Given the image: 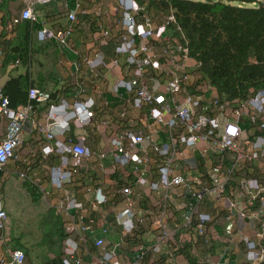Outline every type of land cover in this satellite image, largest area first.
Segmentation results:
<instances>
[{"label": "crops", "instance_id": "crops-1", "mask_svg": "<svg viewBox=\"0 0 264 264\" xmlns=\"http://www.w3.org/2000/svg\"><path fill=\"white\" fill-rule=\"evenodd\" d=\"M134 1L143 8L142 12L147 10L146 0L141 3ZM76 4L79 7L76 9L75 29L69 39V48L60 47L54 39L39 41L36 33L32 38V47L37 51L33 52L29 64H21L17 53L6 52L4 43L9 38L12 42L17 40L15 30L25 21L35 20L41 23L40 30L47 29L58 33L68 24L67 14L75 10ZM24 6L23 0H0V87L2 88L8 80V74L26 73L30 76L32 87L46 91L53 97L49 103H34L31 123L25 125L21 133V143L15 150L16 158L10 159L0 171V196L6 214L11 213L13 209L11 202L16 183L20 185L29 203L34 204L42 200L39 209L41 223L45 221V224H49L48 231L54 230L53 237L58 245V252L46 253L47 259L38 264L56 258L59 264L63 240L67 236L66 230L68 231L73 216H81L83 224L89 228V251L87 247L86 250L79 244L78 253L83 256L84 264H89L91 255L101 253L93 247L95 238L104 239L107 249H116V258L123 264L135 261L133 253L141 245L145 253L143 264H189L187 259L179 254V246H182L180 244L186 246L188 253L195 260L193 264H264V260L249 261L245 246L247 241H255L264 246V236L262 240L256 236L264 223V206L260 205L258 199L250 205L252 189H246L250 188L249 180H255L259 187L264 188V162L248 159L257 136L256 129L248 123L241 124L243 132L239 148L226 152L222 161L221 172L226 179L225 194L219 200L206 198L197 208L198 211L208 212L211 216V221L206 224L207 242L201 245L202 240L194 230V223L190 226L184 223V215L189 208L179 203V186L171 187L164 198L163 191L153 192L136 183L131 166H114L110 140L124 129L153 132L159 143L166 140L161 128L146 120L145 109L129 110L127 119L130 120L118 116L129 96L125 95L123 90L114 94L111 87L120 79L131 78L133 71V68L126 64L125 55L115 54L114 51L123 17L118 0H52L47 5L36 4L33 8V19L20 21L13 26L11 33H7L6 26L13 17L21 13ZM163 20L156 17L153 21L155 25H159ZM105 28L109 30L110 36L103 40L100 32ZM168 31L172 39H175L173 30L169 28ZM155 50H159L157 43ZM96 53L102 54L106 65L91 70L87 61L93 59ZM113 60L118 64L114 65ZM194 69L193 62L185 63L188 73H192ZM166 81L167 78L162 72H153V80L148 83V87L153 92L165 95L163 87ZM80 86L84 90L83 96L78 93ZM88 98L94 102L91 108L92 120L81 124L80 119L83 116L72 117V104L76 100L84 101ZM50 105H63L65 110L62 111V108L58 107L54 136L52 140H47L45 134L37 128L46 126L50 121L47 120L51 113ZM96 112H100V115L96 116ZM66 120L67 126L63 129ZM5 125L6 120L0 118V139L4 136ZM79 140H82L83 145L93 154L83 161V166L58 189L51 181L50 172L53 168L61 166V156L56 152L44 155L43 148L53 145L56 141L73 144ZM202 146L204 145L198 144L194 148L180 146L179 162L182 167L177 172L182 171L187 176L198 173L205 176L206 172L217 164L218 156L211 154L212 148H209L210 153L204 158L205 161L200 158L199 148ZM147 153L150 166L146 176L149 181H154L158 176L157 165L162 159L148 148ZM68 159L70 162V157ZM20 173H24L26 178H20ZM123 180L130 184L133 191L135 209L145 213L142 223L137 222V216L133 218L135 227L126 235L123 227L116 222V214L123 206L124 196L120 192ZM25 183L35 187L36 193L39 194L37 199L31 198ZM97 190L104 195L106 202L94 203ZM66 194L80 203L81 208L66 209L71 206L65 202ZM44 202L47 207H44ZM255 211H260L259 217L254 215ZM228 216L232 222L231 233L225 231ZM127 236L132 238L128 240ZM43 241H46V237L41 236L39 244L44 245ZM154 246L158 248L155 253L152 252ZM15 248L24 252L23 264H34L31 258L32 250L18 239L6 238L4 228L0 230V258L7 259V252Z\"/></svg>", "mask_w": 264, "mask_h": 264}, {"label": "built area", "instance_id": "built-area-1", "mask_svg": "<svg viewBox=\"0 0 264 264\" xmlns=\"http://www.w3.org/2000/svg\"><path fill=\"white\" fill-rule=\"evenodd\" d=\"M23 1L25 6L21 13L13 17L6 26L7 33H11L13 26L20 21L33 19V8L36 4L47 5L52 0ZM118 2L123 11V17L114 51L115 54L125 55L126 64L133 68L131 78L120 79L111 87L114 94L123 90L125 95L129 96L118 116L130 120L127 119L129 110L145 109L146 120L161 128L166 140L159 143L153 132H133L124 129L110 140V152L114 166H131L136 183L153 192L163 191L164 198L171 187L179 186V203H183L189 208L184 215V223L187 226L194 223V230L202 240V242L200 241L201 245H204L207 242L206 224L211 221V216L208 212L198 211L197 208L206 198L219 200L225 194L226 179L221 172L222 161L226 152L239 148V140L243 132L242 123L253 126L257 132L248 159L264 162V88L251 89L243 100H229L220 97L217 90L198 73L196 70L198 63L188 55L186 46L169 35V25L174 23L172 14L165 17L161 24L155 25L152 18L142 13L143 8L136 1L118 0ZM78 7L79 5L76 4L75 10L68 12V24L64 26L63 30L58 33L47 29L39 30L36 34L37 40L54 39L60 47L69 48V39L76 23ZM109 36L110 32L106 28L100 32V37L103 40ZM155 43L159 45L158 52L155 50ZM186 62H193L195 69L192 73L185 70ZM112 63L118 64L116 60H113ZM105 65L106 61L100 53H96L93 59L87 61V66L91 70ZM153 72H162L166 76L167 81L163 87L165 95L149 89L148 83L153 80ZM151 85H153L152 82ZM78 93L81 96L84 95L82 86L79 87ZM27 96L29 101L36 103H49L51 100L48 92L37 87L29 88ZM93 104L94 102L90 98L84 101H74L72 117L83 116L80 119L81 124L89 123L92 120L91 108ZM62 106L50 105L51 113L47 119L50 121L46 126L37 128L39 132L45 134L47 140L53 139L58 118L57 110ZM32 110L33 106L29 102L17 108L9 107V101L2 95L0 87V118L6 120L5 133L0 139V171L10 159L16 158L15 150L21 143V133L25 125L31 123ZM64 110L62 108V111ZM66 126L67 120L63 129ZM198 144L204 145L199 148L200 158L205 161L204 158L210 153L209 148H212L211 154L218 156L217 164L212 166L205 176H201L199 173L187 176L182 171L177 172L182 167L179 162L180 146L194 148ZM147 148L162 159L157 165L158 176L154 181H149L146 176L150 166ZM43 150L44 155L56 152L61 156V166L53 168L50 172L51 181L58 189H61L63 182L71 178L83 166V161L88 160L93 154L89 148L83 145L82 140L73 144L56 141ZM68 157H70V162ZM19 177L26 178V175L20 173ZM249 187L246 188L247 190L252 189L251 203L249 204L252 205L258 199L263 207L264 188L259 187L255 180H249ZM120 192L124 199L122 208L116 214V222L123 227L124 235H126L135 227L133 218L137 216V222L142 223L145 213L135 209L133 191L127 181H122ZM65 198L66 204L71 205L66 209L81 208V204L75 202L69 194H66ZM1 199L0 196V230L7 222V214ZM104 202H106V198L97 190L94 203ZM254 215L259 217L260 211H255ZM227 220L229 221L225 231L231 233L230 216L227 217ZM261 228L256 234L260 240L264 236V223ZM66 232L61 264H84L83 256L78 253L79 244L83 245L85 249L88 248L89 228L83 224L81 216L77 218L73 216ZM115 246L118 247V244ZM245 246L249 261L261 262L264 260V246L255 241H247ZM93 247L99 249L101 253L100 255H91L89 264H123L116 258V249L106 248L104 239L95 238ZM157 251V246H154L152 252ZM7 254V259L0 258V264L24 263L25 255L22 250L15 248L9 250ZM129 255L127 254V256ZM133 255L135 261L126 264H143L145 253L142 245Z\"/></svg>", "mask_w": 264, "mask_h": 264}, {"label": "trees", "instance_id": "trees-1", "mask_svg": "<svg viewBox=\"0 0 264 264\" xmlns=\"http://www.w3.org/2000/svg\"><path fill=\"white\" fill-rule=\"evenodd\" d=\"M146 1L148 8L142 13L153 20L173 15L174 23L169 25L173 38L186 46L188 55L198 63L196 70L220 97L243 100L251 89L264 88V0L256 6L245 5L252 0H240L243 5L222 0ZM41 27L35 20L25 21L15 30L17 40L12 42L9 38L4 43L6 52L17 53L21 64H29L33 52L37 51L32 47V38ZM8 77L1 93L7 97L9 107L17 108L28 102L34 107L36 102L29 101L27 96L33 86L30 76L25 73L8 74ZM95 115L99 116L100 112ZM25 186L31 198L37 199L35 187L30 183ZM180 245L179 254L193 264L195 260L186 246ZM60 260L59 257V264ZM56 261L57 258L44 264H58Z\"/></svg>", "mask_w": 264, "mask_h": 264}, {"label": "rangeland", "instance_id": "rangeland-1", "mask_svg": "<svg viewBox=\"0 0 264 264\" xmlns=\"http://www.w3.org/2000/svg\"><path fill=\"white\" fill-rule=\"evenodd\" d=\"M222 1H229L234 4H245L240 0ZM260 1L262 0H252L251 3L245 5L256 6ZM41 205L42 200L34 204L29 203L26 195L22 193L20 185L16 183L15 193L12 196L11 202V208L13 209H11V213L7 214V222L4 226L6 238L18 239L19 242L32 250L31 258L34 264H38L47 259L48 255L46 253L51 254L58 252V245L53 237L54 230L51 229L48 231L49 224H45V221L41 223V214H39ZM44 207H47L45 202ZM48 235L51 236L47 237ZM41 236L46 237V241H43L44 245L39 244Z\"/></svg>", "mask_w": 264, "mask_h": 264}]
</instances>
